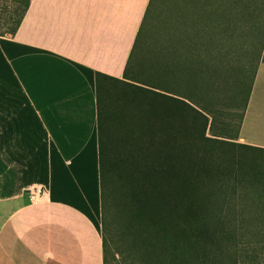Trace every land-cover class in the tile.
Here are the masks:
<instances>
[{
  "label": "trees",
  "instance_id": "obj_1",
  "mask_svg": "<svg viewBox=\"0 0 264 264\" xmlns=\"http://www.w3.org/2000/svg\"><path fill=\"white\" fill-rule=\"evenodd\" d=\"M153 1L123 79L95 75L104 261L111 178L118 198H130L141 264H264V149L238 142L264 61V0H185L150 44ZM6 2L11 25L0 36H14L30 0ZM246 48L259 59L247 92L234 66ZM262 178L259 208L244 192Z\"/></svg>",
  "mask_w": 264,
  "mask_h": 264
},
{
  "label": "crops",
  "instance_id": "obj_2",
  "mask_svg": "<svg viewBox=\"0 0 264 264\" xmlns=\"http://www.w3.org/2000/svg\"><path fill=\"white\" fill-rule=\"evenodd\" d=\"M149 2L30 0L0 36V264H104L95 75L123 79ZM238 142L264 149V61Z\"/></svg>",
  "mask_w": 264,
  "mask_h": 264
},
{
  "label": "rangeland",
  "instance_id": "obj_3",
  "mask_svg": "<svg viewBox=\"0 0 264 264\" xmlns=\"http://www.w3.org/2000/svg\"><path fill=\"white\" fill-rule=\"evenodd\" d=\"M153 2L154 5L157 4V9L154 10L156 15H154L153 20L151 19V15H149L144 25L145 30H148L146 42L150 44L157 42L164 36L168 23H171L170 21L172 18L179 13V8L181 5H184L185 0H154ZM8 6L9 2L0 0V34L4 33L11 25L6 20V8ZM258 61L259 59L247 53V48L237 52L234 61L235 74L240 73V79H244L245 92L249 89L253 72ZM214 100L218 104V108L226 104L217 97H215ZM223 122H225L224 115L223 113H219L214 125L216 132H223ZM224 132L234 134V125H231V127L224 130ZM210 134L211 132H208L207 135L211 137ZM255 183L256 184L251 183L247 189L248 191L243 192L261 208L263 201V178L260 180L259 184H257V182ZM113 187L114 184L110 178L106 188V223L110 231L104 236L106 239V260L104 264H141L137 248L140 233L133 218V208L130 198L125 192L120 193V197L118 198ZM115 202L118 203L115 204Z\"/></svg>",
  "mask_w": 264,
  "mask_h": 264
},
{
  "label": "built area",
  "instance_id": "obj_4",
  "mask_svg": "<svg viewBox=\"0 0 264 264\" xmlns=\"http://www.w3.org/2000/svg\"><path fill=\"white\" fill-rule=\"evenodd\" d=\"M44 192L41 188H35V190L33 191V194L31 197H35V196H43Z\"/></svg>",
  "mask_w": 264,
  "mask_h": 264
}]
</instances>
